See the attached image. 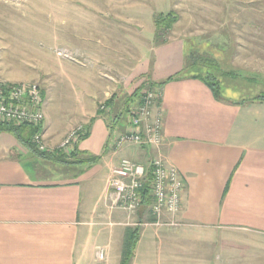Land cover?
Listing matches in <instances>:
<instances>
[{
	"label": "crops",
	"instance_id": "crops-1",
	"mask_svg": "<svg viewBox=\"0 0 264 264\" xmlns=\"http://www.w3.org/2000/svg\"><path fill=\"white\" fill-rule=\"evenodd\" d=\"M143 53L126 93L145 80L161 91L158 151L183 184L180 212L155 219L147 209L128 217L108 208L111 170L122 158L146 164L155 151L112 149V112L105 118L89 107L79 124L87 136L74 151L97 160L78 167L79 175L34 159L0 133V264H96L97 247L105 248L108 264H119L127 229L138 230L129 264H264V101L216 97L192 78L157 86L183 68L179 38ZM44 115L47 136L54 125ZM126 122L125 112L113 130L123 131Z\"/></svg>",
	"mask_w": 264,
	"mask_h": 264
},
{
	"label": "rangeland",
	"instance_id": "rangeland-1",
	"mask_svg": "<svg viewBox=\"0 0 264 264\" xmlns=\"http://www.w3.org/2000/svg\"><path fill=\"white\" fill-rule=\"evenodd\" d=\"M169 12L178 21L165 39L183 40L184 59L198 45L234 73L223 95L264 93V0H0V81L39 86L55 149L89 107L135 86V65L156 47L153 17Z\"/></svg>",
	"mask_w": 264,
	"mask_h": 264
},
{
	"label": "built area",
	"instance_id": "built-area-1",
	"mask_svg": "<svg viewBox=\"0 0 264 264\" xmlns=\"http://www.w3.org/2000/svg\"><path fill=\"white\" fill-rule=\"evenodd\" d=\"M160 98L159 89L146 88L135 102L127 107V122L124 130H111L108 145L114 150L134 146L155 151L146 164L122 158L111 170L108 180V208L111 211L124 213L128 217H133L141 211L140 190L147 182L148 176L150 177L148 196L151 198V203L146 209L150 215L159 219L163 214L175 216L181 210L183 184L177 170L167 165L158 151L164 140V115L159 108ZM99 110L109 112L104 104ZM43 122L44 100L37 84L9 85L0 81V123L41 128ZM84 132L83 125L76 126L65 135L55 149L46 146L41 131L35 133L31 141L40 152L59 150L65 155H70ZM95 255L97 260L104 261L105 248L97 247Z\"/></svg>",
	"mask_w": 264,
	"mask_h": 264
},
{
	"label": "trees",
	"instance_id": "trees-1",
	"mask_svg": "<svg viewBox=\"0 0 264 264\" xmlns=\"http://www.w3.org/2000/svg\"><path fill=\"white\" fill-rule=\"evenodd\" d=\"M177 21H178V16L173 12H169L166 15H162V14L154 15L153 26L155 30L154 39L156 46L163 45L167 42L165 36H167V34L170 32V30ZM195 47L196 48L194 50H190L187 52L181 72L157 84V86H161L173 79H181V78L198 79L202 81L206 86H208L216 97H220V93H221L220 90L224 84L222 82V79L224 77L234 79L235 75L232 72H224L221 68L220 63L212 56L213 53L207 51L202 52L203 50L199 49L198 45ZM141 87L142 88H140L138 91L134 92L131 95L125 93L121 98H119L118 94H113L112 97L105 102V106L109 109V112L98 110L97 111L98 115L108 118L112 110L115 109L116 107L118 109L121 108L122 110H124V112H126L129 104L131 102H135V100L142 92V89L144 87L154 88V85L148 82V80H145ZM42 96L44 98L43 93ZM256 100L264 101V93H260L250 99H241V102L256 101ZM120 114L115 116V119L120 117L121 116ZM112 116L108 123L110 130H112L114 127L113 121L115 119L113 120ZM39 131H41L40 128H33L29 126H14V125H7L4 123H0V133H9L13 137H15V139L29 151V153L34 159H40L48 164L55 166L58 165L64 171L77 173L76 175H79L82 172L81 169L76 171V169L81 165L89 166L90 164L96 162L97 158L90 156H88L87 158H82L81 156L76 154L75 151L72 152L70 155H65L59 150H53L50 152H40L31 141L32 136ZM87 133H88V128L87 129L85 128V132L81 136L80 140L86 138ZM149 181H150V177L148 176L147 182L140 190V195L142 198L141 211L148 208V206L151 203V198L148 196ZM137 240H138V230L127 229L125 231V237L123 241V248H122L121 259L119 264L130 263L133 257V252Z\"/></svg>",
	"mask_w": 264,
	"mask_h": 264
}]
</instances>
